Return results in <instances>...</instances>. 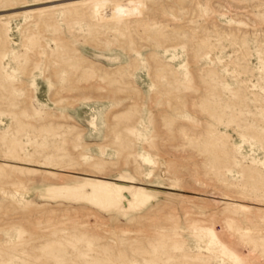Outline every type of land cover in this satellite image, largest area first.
I'll return each instance as SVG.
<instances>
[{
	"label": "rangeland",
	"instance_id": "rangeland-1",
	"mask_svg": "<svg viewBox=\"0 0 264 264\" xmlns=\"http://www.w3.org/2000/svg\"><path fill=\"white\" fill-rule=\"evenodd\" d=\"M0 264H264V0H0Z\"/></svg>",
	"mask_w": 264,
	"mask_h": 264
},
{
	"label": "bare ground",
	"instance_id": "bare-ground-1",
	"mask_svg": "<svg viewBox=\"0 0 264 264\" xmlns=\"http://www.w3.org/2000/svg\"><path fill=\"white\" fill-rule=\"evenodd\" d=\"M105 181L107 187H112L114 189V191L119 195L122 192V188L121 185L119 183L116 182H110L108 180H103Z\"/></svg>",
	"mask_w": 264,
	"mask_h": 264
}]
</instances>
